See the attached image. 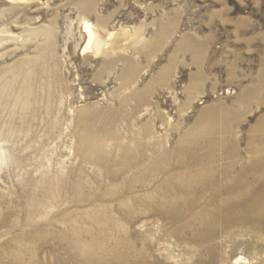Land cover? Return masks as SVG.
Returning <instances> with one entry per match:
<instances>
[{
	"label": "rangeland",
	"instance_id": "374dc122",
	"mask_svg": "<svg viewBox=\"0 0 264 264\" xmlns=\"http://www.w3.org/2000/svg\"><path fill=\"white\" fill-rule=\"evenodd\" d=\"M87 20L104 40L99 50L85 49ZM32 72L35 90L22 96ZM263 75L264 0H0V264H57L58 258L60 264H73L60 241L95 251L96 242L81 247L79 238L86 244L91 233L97 236L111 225L117 231L109 235L108 230L104 246L116 248L125 264L208 259L189 236L175 233L176 225L159 209L147 211L143 198L159 196L167 177L153 164L162 154L160 164L173 167L168 175L179 171L174 162L188 132L200 124L221 127L225 111L234 116L230 135L238 140L239 162L247 164L249 139L255 137L252 143L259 146L264 137L258 126L264 105L257 95H251L250 106L242 97L259 89ZM195 77L203 78L200 86H193ZM132 93L139 96L121 106V98ZM25 95L30 109L21 98ZM93 111L99 114L95 120H79ZM87 125L99 130L103 136L96 144L115 158L125 144L131 153L142 145V162L124 175L142 173L133 192L80 205L70 189L63 192L77 180L91 195L122 185L123 173L114 180L104 164L87 161L78 151ZM220 146L213 151L216 168L231 162L220 156ZM193 150L209 154L196 145ZM123 206L139 215L136 222L121 220ZM105 208L110 212L103 216ZM68 223L73 230L63 237ZM222 240L225 264L239 256L246 262L237 264H264L259 240L238 246ZM95 253L118 264L107 252Z\"/></svg>",
	"mask_w": 264,
	"mask_h": 264
},
{
	"label": "bare ground",
	"instance_id": "6f19581e",
	"mask_svg": "<svg viewBox=\"0 0 264 264\" xmlns=\"http://www.w3.org/2000/svg\"><path fill=\"white\" fill-rule=\"evenodd\" d=\"M84 28L86 29L85 31L89 37L85 49H101L100 47L104 44V40L101 36H97L94 26L87 20L85 21ZM34 74L35 73L32 72L28 76L27 81L24 83V92H22V96L27 91L29 93L34 92L35 88H33L31 84V79L34 77ZM202 81L203 78L195 77L193 86H200ZM49 84L51 83H48V86L50 87ZM262 85L264 87V75L260 76L258 79L257 88L259 86V89L254 88L243 95L242 98L247 106H250V99H252L251 95L259 96L260 103L264 105V88ZM260 87L262 88L260 89ZM138 96V94L132 93L129 97H124L123 99L121 98L120 105L123 106L130 101V98ZM21 98H23L24 105H27L28 109H30L32 107L30 97L25 95ZM33 100H38V98L34 96ZM140 104L141 103H139V105ZM135 111L136 110H134V112ZM243 111L244 109L241 110V112ZM96 114L97 113L93 111L90 115H80L79 120L82 121V118L83 120H85L84 118H86V120L90 118V120L87 121L90 122ZM233 117L234 116H232L230 111H225L221 117V127L216 126L215 124L209 126H200L202 125L200 124L190 130L187 137H185V140H182L184 148L181 147V145L183 146L181 143L179 146L180 152H178L179 155L177 161L175 160L176 163L174 162V165L180 170L176 171L175 169L176 172L172 173L170 176L168 174L173 167H168L169 165L164 167V163L160 164V162H163L164 160L161 154L157 163L153 164V167L158 168L161 174L167 175V177H165V181L161 184L160 189L158 190L160 195L156 196L151 195L150 193L143 198V200H146L147 211L159 209L157 212L159 215L166 216L171 223L176 225L174 230L175 233L182 236H189L196 244L207 251L209 258L201 260L200 264H225L226 254L222 248V239L224 238L229 239V241H233L237 246L241 244H248L253 239L259 240V244H264V137L260 139L259 146L252 143V140H254L255 137L249 139L248 148L251 150V157L249 158V162L247 164H240L241 161L239 162V158L242 155L240 154L241 150L239 149L238 140L233 138L235 136L232 137L230 135L232 133L231 130L234 123ZM258 126L264 128V117L259 120ZM90 127L91 126L87 125L88 135L80 136L81 143L78 151L84 156L85 160L104 164L103 168L109 177L114 180H116L119 175L123 173V180L121 186L115 187L110 191H104L101 195L93 193L92 195L91 193L86 194L88 191H83L84 188L82 186L84 185L78 180L77 183L75 182L73 185H66L63 188V192L64 190L69 191L70 189L72 192V194H70L72 197L74 196V199L79 203V205L84 204L86 201L93 200V198L94 200L101 199L106 201L112 198L121 197L126 192H133L137 187L142 174L140 173V176H135L130 179L124 178V175L128 173V171L130 172L133 167H139L142 162V145H138L137 150H135L134 153H131L133 150L125 144L122 147L123 154L120 158H115L111 153H106L102 146L96 144V137H101L100 135L102 134L100 133L99 135L98 129V131H93ZM219 132H221V134L223 133V135L231 137L222 136L221 139H219L215 136L218 135ZM219 144H221L220 156L223 155L227 159L231 160L228 165L223 166L222 168H216L214 165L218 160H216L218 155H214L213 151ZM195 145L197 147L206 148L205 151L208 150L209 154L207 153L208 155L204 156L203 154H197V150V152H194V150L192 151V148ZM156 159L158 158L156 157ZM221 161L223 160L221 159ZM237 162H239L238 165H236ZM113 166L120 167L119 171H116ZM188 166H193L195 171L190 173L189 171H185ZM151 167L152 166H150V169L153 170ZM191 171H193V169ZM151 181L149 183H151ZM89 188L91 189L90 186L88 187V190ZM132 198L133 201L137 199V197ZM74 199H72V201H75ZM86 211L88 214L93 213V209H87ZM104 211L109 213L110 209L105 208L102 212L103 216H105ZM118 214L121 220H126L129 224L136 222L139 218V215L130 212L124 206L118 209ZM69 225L70 223H68L63 230L61 229L63 237L66 235L68 236L73 230ZM108 230H110L109 235L113 234L117 231V226L111 225V227H105L102 233L97 236H94V234L91 233V239L86 244H81L84 240L78 237L80 242L79 245L81 247H86V245L88 247H92L96 242L98 246L93 247L95 248V251H99L101 253L107 252V254L117 259L118 264H125V256L120 254L116 248L108 251L106 250L104 240L108 236ZM220 239L221 247L218 242ZM60 245L66 246L65 251L68 255V259L73 264H112V261L110 262L104 257L98 256L92 249H77L66 243L64 239L60 241ZM220 248L221 253L219 251ZM34 260H36L35 257ZM60 260V258L57 259V264L61 263ZM244 260L246 262L245 257L239 256L234 260V264Z\"/></svg>",
	"mask_w": 264,
	"mask_h": 264
}]
</instances>
